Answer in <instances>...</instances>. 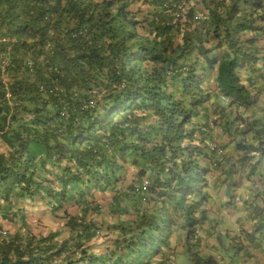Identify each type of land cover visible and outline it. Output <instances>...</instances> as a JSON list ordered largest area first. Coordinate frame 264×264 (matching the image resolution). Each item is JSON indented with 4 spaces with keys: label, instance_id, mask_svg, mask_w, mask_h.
<instances>
[{
    "label": "trees",
    "instance_id": "16d2710c",
    "mask_svg": "<svg viewBox=\"0 0 264 264\" xmlns=\"http://www.w3.org/2000/svg\"><path fill=\"white\" fill-rule=\"evenodd\" d=\"M259 62L264 0H0V218L24 225L23 206L44 200L70 233L0 232V264H157L179 230L193 264H221L197 254L194 233L212 173L228 187L258 173L264 102L240 72ZM216 128L236 159L210 148ZM107 189L108 214L132 218L98 253ZM252 210L237 245L264 239V204Z\"/></svg>",
    "mask_w": 264,
    "mask_h": 264
},
{
    "label": "crops",
    "instance_id": "0c3cea01",
    "mask_svg": "<svg viewBox=\"0 0 264 264\" xmlns=\"http://www.w3.org/2000/svg\"><path fill=\"white\" fill-rule=\"evenodd\" d=\"M195 10L198 14L204 12L201 4L195 5ZM240 77L251 93L256 95L257 105L261 106L264 102V68H262V63L259 62L257 64V70L255 72L242 70L240 72ZM206 82L208 83V86L205 88H215V75L213 74ZM207 106L208 108L210 107L209 104H207ZM230 109L233 113L239 112L245 116L250 114L253 110H257L255 107H253L252 110H244L241 107L236 108L235 106ZM214 135V139L209 145L216 144L217 147L213 151H216L217 156L221 158L236 159L239 154L235 149L234 141L225 134H222L219 128L215 129ZM194 136L197 137V134H194ZM249 139L250 137H248V140ZM207 154L209 155V152L206 150L204 155ZM250 154L252 155V163L260 159V164L257 170L258 173L249 178L245 176V172L236 175L234 179L236 182L239 180L238 186L228 187L221 184L222 177L215 173H212L209 176V184L206 189L209 197L207 203L204 205V208L207 210L208 221H206L201 227L199 246L196 249L198 251L197 254L202 258L213 257L221 264H264V239H260L259 237L257 240L259 243L256 246H250L247 241L238 245L237 241H230L232 238H240L238 240L241 241L244 240V234L251 232L254 229L255 222H257L256 220H252V209L255 207V204L260 208L263 207L264 204V196L261 197L264 190V157H261L258 152H252ZM202 158H199L201 160V165H207V160L204 159V157ZM134 171L135 170L130 167L126 168V176L123 180V183L125 182L126 186L121 187L122 190L129 186H133V183L135 182L134 180H136L134 177ZM258 174L261 176H258ZM110 193L109 189L103 193L97 192L98 196L103 197H106L105 194L110 197ZM257 195H260V197H257ZM27 204L34 207L39 206L40 209L43 210L49 208L44 200ZM257 219H259V216ZM122 220V216H120L118 221H116V224ZM50 223L55 227L50 228L44 235L58 230L61 233L59 239L63 240L64 238L69 237L70 233L65 228L62 221L54 219V221H50ZM180 239L181 238L177 239V244L174 247H168L163 250L162 254L155 258V263L193 264L189 253H185L183 241ZM240 245L244 246L241 250H239Z\"/></svg>",
    "mask_w": 264,
    "mask_h": 264
},
{
    "label": "rangeland",
    "instance_id": "374dc122",
    "mask_svg": "<svg viewBox=\"0 0 264 264\" xmlns=\"http://www.w3.org/2000/svg\"><path fill=\"white\" fill-rule=\"evenodd\" d=\"M106 197L98 196V200L103 208L102 211V221L105 223V227L101 229V234L97 239H94V251L101 253L106 250V247L110 245L111 241L114 239L115 236L119 235V232L114 228H111V225H116V221H118V216H113L108 214L107 208V201L109 199L108 195L105 194ZM25 224L21 225L20 222L10 221V220H2L0 218V222L2 223L3 230L8 234L11 235L19 229H22V232L31 231L34 234H45L50 228H54L55 226L50 223L54 221L51 217V213L48 209H40L39 206L34 207L28 204H25ZM132 218L131 214L128 216H122L124 221L130 220ZM181 238L180 240L183 241L184 246V232L179 230L176 235L172 236L170 247H174L177 244L178 236ZM167 248H164V250Z\"/></svg>",
    "mask_w": 264,
    "mask_h": 264
},
{
    "label": "built area",
    "instance_id": "2783aa9c",
    "mask_svg": "<svg viewBox=\"0 0 264 264\" xmlns=\"http://www.w3.org/2000/svg\"><path fill=\"white\" fill-rule=\"evenodd\" d=\"M220 99H221L225 104H228L229 101H230L229 98L225 97L224 95H221V96H220ZM216 147H217L216 144H211V149H215ZM141 185H142V188L144 189L145 187L148 186V181H147L146 179H144V180L142 181ZM136 190H138V188H137ZM237 199H238V198H237ZM0 232H1V234H6V232H5L4 230H1ZM200 232H201L200 229H197V230L195 231V233H194V239H195V240H196V239H199V237H200V235H201Z\"/></svg>",
    "mask_w": 264,
    "mask_h": 264
}]
</instances>
